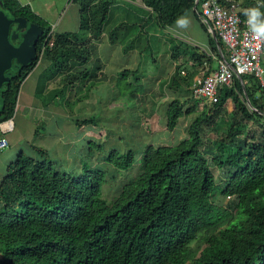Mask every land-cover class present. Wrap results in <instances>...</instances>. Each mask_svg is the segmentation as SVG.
<instances>
[{"label":"trees","instance_id":"trees-1","mask_svg":"<svg viewBox=\"0 0 264 264\" xmlns=\"http://www.w3.org/2000/svg\"><path fill=\"white\" fill-rule=\"evenodd\" d=\"M0 1L10 17L41 30L34 55L15 57L0 84V123L12 118L21 84L40 57L48 63L35 94L48 80L60 78L62 86L50 98H61L67 84L97 76L99 59L93 56L102 35L123 53L149 52L150 29H166L190 10L200 19L199 0H141L144 8L138 11L119 0H83L81 29L55 33L53 47L41 52L49 22L19 0ZM237 1L243 19L253 7L264 13L257 0ZM117 7L125 14L115 16ZM168 42L173 71L161 86L175 94L165 108L166 128L173 130L181 117L194 112L192 105L184 107L182 97L192 92L205 55L181 39ZM137 73L123 69L119 77L137 78ZM135 90L131 82L119 85L123 95ZM227 98L240 120L227 118ZM206 104L187 124L183 139L143 147L138 174L110 201L102 194L104 169L70 173L42 146L33 145V153L20 150L0 181V264H264V90L253 75H235L231 84L219 87L217 100ZM91 118L73 122L81 127L93 124ZM241 121L247 131L237 128ZM206 127L221 128L212 152L203 149ZM105 159L123 170L136 161L132 149H111ZM210 162L225 173L221 186ZM217 187L235 197L232 209L216 203Z\"/></svg>","mask_w":264,"mask_h":264},{"label":"rangeland","instance_id":"rangeland-1","mask_svg":"<svg viewBox=\"0 0 264 264\" xmlns=\"http://www.w3.org/2000/svg\"><path fill=\"white\" fill-rule=\"evenodd\" d=\"M19 1L23 4H28L36 14L44 17L53 27L55 33L77 32L81 29L79 27L82 25H80V14L82 13L81 20L82 17H85L83 8H81L83 0ZM118 2L127 4L126 6L131 7L135 11L144 8L141 0H119ZM113 12H115V16L125 14L121 7H117ZM84 34L82 33V36ZM170 37L181 39L188 45L194 44V46H199L197 41L201 43L207 41L206 34L195 21L193 12H187L166 29H150L148 44L151 47L149 52H145V50L139 52L134 49L123 53L118 44L110 45L106 35H102L98 41H95L97 52L93 58L99 56L104 66L99 68L100 70L94 78H90L91 75H89L87 76L88 78L76 81V84L75 82L70 85L67 84L65 87L67 90L64 89L61 96H65V98L70 96V99H67V104L58 100L63 108L66 106L58 119V121H62L58 124L59 126L56 125L57 117L50 120L49 123H45L41 120V118H45L43 112L40 113L41 118H39L38 114L28 113L21 108L25 104V99L26 102H29L27 100L35 96L34 89H36L38 75L44 69L45 63H47L44 59L43 62L39 60L35 70L21 84L16 108L11 118L14 122V128L8 135L11 140L9 142L7 139L9 146L2 148L0 151H7L8 153L14 151L13 148H18L26 153H33L32 146L39 145V139H41L40 143H44V148L51 153L49 147L53 146L55 142L53 138L59 135V133L55 134L58 131L57 129L62 130L64 136L67 137L68 133L76 132L73 126V119L92 117L91 121H93V124L84 125V127H87L84 129L87 135H83L81 127L77 128L82 133V138L73 147L72 156L74 161L71 164L61 162L64 157H62L60 147H56L53 151L60 157L59 162L57 161L58 164L67 172L80 173L82 168L91 170L95 168L104 169L106 174L102 185V194L106 200H112L122 184L138 174L140 170L139 158L146 144H173L183 139L186 136V126L194 114L204 106L208 107L206 100L192 97L191 92L185 93L182 97L184 107L192 105L194 112L181 117L173 130L166 128L165 108L175 96L167 86H161V82L173 71V61L170 58L168 48V38ZM91 43L92 41L89 42V44ZM196 48L200 49L199 47ZM183 59L185 57L180 58V60ZM262 65L264 66L263 62ZM135 68L138 71L137 78H133L131 74H128L126 79L119 77L120 70ZM118 79H120L121 85L131 82L133 86L137 87V90L133 93L127 92L126 95L121 94L122 91L121 93L119 92L120 84L117 82ZM61 81L60 78L59 80L54 79L49 89L45 87L42 91L40 88L38 95H36L37 101H44L43 103H45L49 97L57 93L53 87H59ZM224 106L227 109L228 119L240 120L241 116L235 108L232 99L227 98ZM36 127L39 128V133H35ZM242 127L244 131H247L246 121L238 123L237 128L241 129ZM248 128L250 130L254 129L249 124ZM261 129L259 127L258 131L261 132ZM220 131V127L212 130L206 127L204 132L206 138L204 150L214 151L215 141ZM241 136L249 137L246 132H243ZM55 144L57 143L55 142ZM111 149H115L116 152L132 149L136 161L127 170L114 169L105 159ZM210 165L216 184L221 186L225 173L223 174L220 171L221 168H217L212 162H210ZM219 191L220 189L217 187L213 196L216 203L232 209L235 197L225 196Z\"/></svg>","mask_w":264,"mask_h":264},{"label":"built area","instance_id":"built-area-1","mask_svg":"<svg viewBox=\"0 0 264 264\" xmlns=\"http://www.w3.org/2000/svg\"><path fill=\"white\" fill-rule=\"evenodd\" d=\"M262 1L257 0V4H263ZM199 5L200 18L221 41L222 52L214 68L203 61V74L193 79L192 96L214 102L219 87L231 84L235 75L243 74L253 75L264 90V39L252 33L248 18L240 16L238 1L199 0ZM54 42L55 31L51 26L41 42V52L53 47ZM12 128L11 119L0 123V129L4 132ZM7 145V138L0 137V147Z\"/></svg>","mask_w":264,"mask_h":264},{"label":"crops","instance_id":"crops-1","mask_svg":"<svg viewBox=\"0 0 264 264\" xmlns=\"http://www.w3.org/2000/svg\"><path fill=\"white\" fill-rule=\"evenodd\" d=\"M262 3H263L262 5H264V0L262 1ZM238 10H240V6H239ZM188 12H192V10H190ZM185 14H183L181 17H179V19L182 18ZM194 18H195V21L199 24L200 28L206 34L207 41L205 43H201V42L197 41L199 46H196V47L200 48V49H198V48L197 49L205 55V58L202 60V62L200 64L197 65L198 66L197 67V72L193 76V79L195 77L201 76L203 74V72H202V64H203L204 60L207 61L208 65L211 68H214L216 66L217 58H219L221 56V52H222V45H218L214 34L210 30L207 29L206 24L204 22H202L200 17H199L200 18L199 21L196 19L195 16H194ZM201 25H204L205 29ZM110 45H112V44H110ZM191 45L194 46V44H191ZM186 58L187 57H185V59ZM98 59H99V56H98ZM39 60H40V62H43V58L42 57H40ZM44 60H46V59H44ZM98 62H99V66L100 67L104 66V64L102 63L103 61L101 62V59H99ZM262 62L264 63V59L262 60ZM47 63H48V61H47ZM47 63H45V66L47 65ZM90 64L91 63H89V65ZM35 68H36V66L34 67L32 72L35 70ZM57 80H59V78H57ZM52 82H53L52 79L48 80L46 82L45 87L47 89H49L51 87V83ZM75 84H76V81H75ZM61 86L62 85H60L59 87L54 86L53 88L55 89L57 87V89H60ZM65 90H67V89H65ZM69 90H70V88H69ZM64 94H65V92H64ZM34 95L35 96L32 97V99L29 98L27 100L29 102H26V99H25V104H23L21 106L22 110L26 111L28 113L31 112V114H38L39 118H41L40 113L43 112V115L45 116V118L44 119L41 118V120L44 121L45 123H49L50 120H52L54 118L56 119V117H57L56 125L59 126L58 124H60L62 121H58V119L60 118V116L62 115V112L65 110L66 107L64 106V108H63L62 104L59 103L58 100H60L63 103V101L65 99V96H61L60 95L61 98L57 97L56 99H51L49 97L48 100L45 103H43V102L37 101L36 94H35V89H34ZM69 97L70 96H68V98ZM53 103H55V105H53ZM12 124H13V128H14L13 120H12ZM73 126L75 127L76 132L75 133H73V132L72 133H68L67 137L64 136V134L62 133V130L57 129L58 131L55 133V134L59 133L58 136L53 138L54 141L57 144H55V142H54L53 146L51 145L49 148H50V151L52 153V154L50 153L51 154V158L53 160H55L56 162L57 161L59 162V159H60V157L56 155V152L53 151L56 147H60V149H61L62 157H64V160L61 161L62 163L65 162V164L66 163H70L71 164L74 161L73 156H72L73 155V147L75 145H77V143L81 140L82 133H80V131H78V129H77L78 127H76L74 125V123H73ZM13 128L10 131H12ZM81 128L83 130V135L84 134L87 135L86 131L84 130L87 127L86 126L85 127L81 126ZM10 131H5L4 132L2 129H0V137H6L9 140V142H10L11 138L8 137ZM42 136H44V135H42ZM40 141H41V139H39V145L38 146L44 147L45 144L44 143H40ZM8 146H9V144L6 147H8ZM2 148H4V147H0V150ZM13 149H14V151L8 152V153H7V151L6 152L0 151V181H1L2 177L4 176V174L6 172V168H7L8 164H9V162H11L15 158L14 156H16L17 153L20 151L18 148H13ZM14 153H16V155H14Z\"/></svg>","mask_w":264,"mask_h":264},{"label":"water","instance_id":"water-1","mask_svg":"<svg viewBox=\"0 0 264 264\" xmlns=\"http://www.w3.org/2000/svg\"><path fill=\"white\" fill-rule=\"evenodd\" d=\"M11 21L18 22V27L20 28L26 26V20L24 18L16 17L11 19L0 9V84L15 57L29 58L34 55L36 42L41 34V30L36 24L27 23L26 30L22 35V41L17 47H14L8 40ZM16 35L14 33L12 37Z\"/></svg>","mask_w":264,"mask_h":264},{"label":"clouds","instance_id":"clouds-1","mask_svg":"<svg viewBox=\"0 0 264 264\" xmlns=\"http://www.w3.org/2000/svg\"><path fill=\"white\" fill-rule=\"evenodd\" d=\"M246 14L248 15L249 27L252 33L264 39V13L260 11L259 7H253L246 10Z\"/></svg>","mask_w":264,"mask_h":264},{"label":"flooded vegetation","instance_id":"flooded-vegetation-1","mask_svg":"<svg viewBox=\"0 0 264 264\" xmlns=\"http://www.w3.org/2000/svg\"><path fill=\"white\" fill-rule=\"evenodd\" d=\"M0 6H1V1H0ZM1 9V8H0ZM4 11V10H3ZM4 13L11 19H13L14 17H10L5 11ZM26 26H27V22H26ZM26 26H24L23 28L18 27V22L16 21H11L10 26H9V32H8V40L10 42V44L14 47H17L20 42L22 41V35L26 30ZM16 33L17 35L15 37H12V35ZM37 49V47H36ZM19 64V62H18ZM7 72V71H6ZM6 76V73H5ZM4 76V78H5ZM3 84V83H2Z\"/></svg>","mask_w":264,"mask_h":264}]
</instances>
